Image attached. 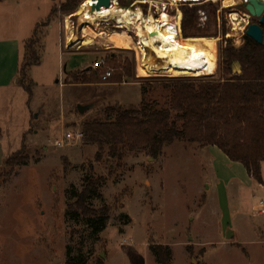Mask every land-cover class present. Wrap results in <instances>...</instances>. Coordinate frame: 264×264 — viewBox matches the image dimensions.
<instances>
[{
	"label": "rangeland",
	"instance_id": "374dc122",
	"mask_svg": "<svg viewBox=\"0 0 264 264\" xmlns=\"http://www.w3.org/2000/svg\"><path fill=\"white\" fill-rule=\"evenodd\" d=\"M83 1L70 0L74 10L63 11L65 0H0V37L24 38L18 56L6 49L0 57L1 83L8 82L0 85V264H63L68 248L71 255L88 260L101 255L104 264H159L151 244L169 246L171 264H264V213L253 214L254 206L264 200V161L261 184L242 163L231 161L213 145L176 139L164 145L157 158L141 149L126 151L118 160L108 146L100 151L83 138L54 144L67 133L81 131L86 121L106 120L107 106H140L141 83L150 101L169 107L168 80H219L224 39L235 47L244 42L245 28L242 35L233 23L247 18L245 0H202L169 7L177 15L184 7H196L197 26L205 34L168 40L166 74L151 75L142 72L135 48L105 41L107 35L122 31L112 26L116 18L102 19L96 27L79 22L75 12ZM149 1L135 5L147 17H158L153 14L155 5L165 15L159 4L165 0ZM210 4L217 10L208 22ZM199 11L205 12V21L199 20ZM232 13L238 14V21L232 20ZM85 27L94 29L95 36L81 44L67 42L73 35L80 39ZM126 30L134 36L132 25ZM29 38L28 47L24 46ZM183 41L199 44L190 65L193 68L201 56V71L169 75L172 45ZM31 48L39 56L36 65ZM111 54L118 63L126 58L134 64L132 78L122 83L70 82L69 74L85 68L113 70L114 62L107 60ZM237 63H231V75L240 73ZM19 64L18 77L14 73ZM195 74L200 76L180 77ZM25 87L31 89L30 95ZM90 103H94L90 110L78 111V105ZM14 152L29 157V163L15 167L4 180L2 171L9 170L5 161ZM91 175L106 177L100 195L90 199L91 206L111 207L105 228L97 234L84 218L66 215L67 204Z\"/></svg>",
	"mask_w": 264,
	"mask_h": 264
},
{
	"label": "trees",
	"instance_id": "16d2710c",
	"mask_svg": "<svg viewBox=\"0 0 264 264\" xmlns=\"http://www.w3.org/2000/svg\"><path fill=\"white\" fill-rule=\"evenodd\" d=\"M70 0L60 6L63 11H72ZM207 9L209 19L216 16L217 8ZM196 7H184L181 18V32L183 38L202 36L203 30L197 26L198 17ZM52 12V10H51ZM51 14V13H50ZM37 27V26H36ZM35 30L33 36L35 35ZM225 37L224 28L220 31ZM169 39H176V34H169ZM202 39V38H201ZM29 38L24 46L28 47ZM203 44V43H202ZM199 44L183 41L174 44L169 59V75L187 74L201 71L198 62L201 56L191 60L198 52ZM203 47L204 44H203ZM168 48V47H167ZM207 48V47H205ZM29 53L32 64L39 63V56L34 49ZM221 77L219 80L209 78H183L168 80L166 86L171 88L169 107H157L147 98L148 89L141 83L140 106L122 108L119 105L107 106V118L104 121L90 120L81 125L83 142L97 145L102 151L108 146L112 157L121 160L126 151L146 149L157 158L161 155L164 145L176 139L186 143H197L201 146L213 145L218 147L231 161L243 164L247 173L258 183H263L261 162L264 161V44H258L244 34L241 46H233L228 39H224L221 49ZM197 55V54H196ZM114 63L108 70H92L90 67L75 71L70 75L71 83H122L132 78L134 64L124 58L117 62L112 54L108 57ZM199 60V61H198ZM107 61V62H108ZM237 61L241 65V73L231 75V63ZM21 63V62H20ZM31 64V65H32ZM167 64V62H166ZM101 66V64H99ZM21 64L18 70V77ZM101 69V70H102ZM111 71L105 80L102 76ZM230 75V77H228ZM200 75H185L180 77H199ZM29 95L31 89L24 88ZM24 146H22V150ZM21 150V151H22ZM11 154L5 161L9 170L2 171L6 180L19 165H27L29 157ZM100 157V152L96 155ZM2 180V182L4 181ZM106 180L104 176H89L84 178L80 192L75 193L74 201L67 204L66 215L70 218L82 217L86 220L93 234L101 232L109 219L111 207L104 205L94 208L90 199L100 195L99 187ZM67 253L63 264H104L101 255L83 258L81 255ZM159 264H171L170 248L167 245L151 244Z\"/></svg>",
	"mask_w": 264,
	"mask_h": 264
},
{
	"label": "bare ground",
	"instance_id": "6f19581e",
	"mask_svg": "<svg viewBox=\"0 0 264 264\" xmlns=\"http://www.w3.org/2000/svg\"><path fill=\"white\" fill-rule=\"evenodd\" d=\"M95 2L97 1L84 0L83 3L78 7L75 15L78 16L79 22H82L83 24L91 23L96 27L99 25L98 21L102 19L108 20L111 18H116L118 27L122 29V31H120L121 33L116 31L110 35H107L106 38L104 37L105 41L114 46L121 44L125 47L135 48L138 52L139 63L141 65L142 72L145 74H166V53L169 44L168 40H170L168 36L170 33H172L180 37L178 30L173 28L169 16L161 10V12L165 15L159 14L160 16H158V18H153L151 15L147 17V14H144L140 5L137 4L134 7H123L118 4L117 0H112V5L110 7L102 6L99 9L91 10L90 6H92V4ZM144 2L149 4L150 1L145 0ZM231 16L232 20L238 21L237 13H232ZM245 22L246 19L240 18L239 22H234L233 24L239 30L240 28H243ZM131 25L135 30L134 36H132L126 30V27ZM94 34H96L94 29L85 27L83 28L80 39L73 35L68 37L67 42L71 45L81 44L90 37H94ZM101 38L102 36L100 35V40H102ZM133 38L137 39L134 41ZM208 42L209 41H206L204 45L207 46ZM199 63L202 64L204 61L200 60ZM199 63L198 65L200 66Z\"/></svg>",
	"mask_w": 264,
	"mask_h": 264
},
{
	"label": "built area",
	"instance_id": "2783aa9c",
	"mask_svg": "<svg viewBox=\"0 0 264 264\" xmlns=\"http://www.w3.org/2000/svg\"><path fill=\"white\" fill-rule=\"evenodd\" d=\"M144 1L145 0H142L143 4L145 5L146 2H144ZM201 1L202 0H165V1H160L159 4H161L162 10L169 16L170 22L172 23L173 28L178 30L179 35L181 37L182 36V32H181V17L179 19V18H177V16H178L177 14H171L169 12V7L172 8L173 5L175 6V5L185 4V3L191 4V5L192 4L195 5L197 3H200ZM156 2L157 1H155V3ZM126 7H128V6H126ZM158 8L159 7L157 5H155V9L153 11V14H157V16H159V14H160V13H158ZM199 14H200V17H199L200 21H205L207 19V16H206L205 12L199 11ZM246 17H247L246 18V22L243 25V28L240 30L242 35H243L244 28L246 29V27L250 24L249 23L250 22L249 19H251L250 15L246 14ZM113 21H115V23H116V24H114V27L120 29L118 27L117 19H115ZM110 74H111V71H106L105 74L102 76V79L105 80L107 77L110 76ZM82 138H83V134H82L81 131L76 132L75 135H73L72 133H67L63 137L56 139L54 144L57 145V146H63L65 141L72 140V139H82ZM263 213H264V200H261L259 202V204L254 206L253 214L257 215V214H263Z\"/></svg>",
	"mask_w": 264,
	"mask_h": 264
},
{
	"label": "water",
	"instance_id": "95a60500",
	"mask_svg": "<svg viewBox=\"0 0 264 264\" xmlns=\"http://www.w3.org/2000/svg\"><path fill=\"white\" fill-rule=\"evenodd\" d=\"M97 1L92 6H90L91 10L99 9L102 6L110 7L112 5V0H93ZM131 1V0H128ZM133 1V0H132ZM118 4H121L120 0H117ZM244 7L250 17L258 18L257 22L250 23L246 29L245 34L252 38L258 44H264V0H245ZM237 66L241 68L240 63H237ZM241 73V70H240ZM94 103L90 104H80L77 109L80 113H84L90 110L93 107ZM230 231L227 233V238L230 237ZM232 235V234H231Z\"/></svg>",
	"mask_w": 264,
	"mask_h": 264
},
{
	"label": "crops",
	"instance_id": "0c3cea01",
	"mask_svg": "<svg viewBox=\"0 0 264 264\" xmlns=\"http://www.w3.org/2000/svg\"><path fill=\"white\" fill-rule=\"evenodd\" d=\"M51 10H50V13H51ZM50 13H49V16H50ZM38 25L39 24H37L36 26H38ZM36 26H35V28H36ZM33 32H34V30H33ZM22 38L23 37L20 34L8 36V37H0V57H2V54H3L4 50H6V49H10L13 53V56L14 55L18 56V53L20 51V44H21L20 41L22 40ZM19 66H20V64H19ZM18 70H19V67H17V69L14 73L15 76H16V74H18ZM1 81L2 80H1V76H0V85H6L8 83V82L7 83H1ZM227 218H228V220L231 219L230 214H228Z\"/></svg>",
	"mask_w": 264,
	"mask_h": 264
},
{
	"label": "flooded vegetation",
	"instance_id": "af4514ba",
	"mask_svg": "<svg viewBox=\"0 0 264 264\" xmlns=\"http://www.w3.org/2000/svg\"><path fill=\"white\" fill-rule=\"evenodd\" d=\"M121 1V6H123V7H126V6H131V7H134L135 6V2H139V3H141V5H144L143 3H142V0H131V1H128V0H120ZM112 26H114V21H113V23H112ZM100 42H101V40H100ZM121 45V44H120ZM122 46V45H121Z\"/></svg>",
	"mask_w": 264,
	"mask_h": 264
}]
</instances>
